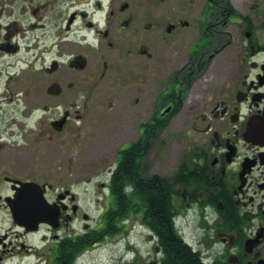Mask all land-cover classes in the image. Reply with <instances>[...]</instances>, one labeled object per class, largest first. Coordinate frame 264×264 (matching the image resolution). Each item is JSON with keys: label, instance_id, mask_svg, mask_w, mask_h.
<instances>
[{"label": "flooded vegetation", "instance_id": "flooded-vegetation-1", "mask_svg": "<svg viewBox=\"0 0 264 264\" xmlns=\"http://www.w3.org/2000/svg\"><path fill=\"white\" fill-rule=\"evenodd\" d=\"M26 3V27L0 21L7 76L0 97L14 104L0 114V264H89L88 254L121 225L122 264H264V0ZM35 50L40 74L31 61L10 71L11 59ZM108 70L117 84L98 97ZM126 71L138 81L129 105L137 138L120 141L107 181L98 182L103 197L94 203L102 217L92 224L76 187L102 174L73 170L69 175L82 181L65 186L52 181L56 172L62 178L59 171L50 176L43 164L60 161L67 144L86 142L91 151L83 153L94 156L96 110L120 101L117 90L132 81ZM18 80L26 88H12ZM179 114L191 136L186 153L168 176L148 172L149 164L160 167L162 130ZM115 132L117 141L122 131ZM130 171L141 181L138 206L108 226L114 177L129 181L125 202L136 192ZM146 179L153 181L147 186ZM18 211L36 221L18 223Z\"/></svg>", "mask_w": 264, "mask_h": 264}, {"label": "rangeland", "instance_id": "rangeland-1", "mask_svg": "<svg viewBox=\"0 0 264 264\" xmlns=\"http://www.w3.org/2000/svg\"><path fill=\"white\" fill-rule=\"evenodd\" d=\"M26 4V0H0V8L6 6L5 12L0 15V21L2 24H6L13 19H19L20 24L26 27V16L22 11ZM36 35L41 36V32L37 31L35 33V36ZM22 41L23 45L28 43V39H25V37L22 39ZM39 56L40 52L38 50L33 51V53H22L18 57L19 60H10L14 66L10 69V71L12 73L19 72L22 70V68H27V64L31 61L35 62L34 69L36 72H38V74H40L43 67V59L41 60V58H38ZM4 66L5 61L0 60V92L4 91L5 82L7 80V76L5 74H1V70L4 69ZM134 74V72H125V76H129L132 81L129 82V87L125 83V89L120 88L117 90V94L121 99L119 102H117L113 109L109 108V105V107L105 106L104 110H100L99 108L96 110L97 116L95 119V131L97 138L94 156H89V154L83 153L82 149L89 147L85 145L86 142H82L77 145L75 144L73 146L67 144L62 149L60 161L49 163L46 160V162L44 161L43 164V167L50 172V176L51 172L57 170L59 171L58 175L62 177L61 179L57 178V172L52 176V181H54L56 184L62 182L63 184L65 183L73 185L74 183L76 184L77 182L82 181L77 180L69 175V172L73 170L81 172L82 169L89 170L91 167H94L97 168L98 173L102 174L97 178V180L93 181L91 185L87 186L84 182H81L80 186L76 187V190L81 196L80 198L82 205L92 216V224L100 223L102 217L101 208L94 203L98 195L99 197H103L102 193L100 192V188H97L98 182L100 180L107 181L108 170L110 166L116 162V153L118 151L120 141L129 137H131L133 140L137 138V131L134 126V122L136 120L134 114L135 112L131 107H129V105H132L133 100L138 96V81L136 75ZM38 76L40 77L41 75ZM113 80H115V76L111 70H108L104 78V83L100 84L96 89V94L98 97L101 95L105 96L115 89L114 87L117 83H112L111 81ZM91 81L92 80L89 79V83ZM25 83L26 80H18L13 82L11 87L22 90L23 88H26ZM81 92L83 93L84 91ZM127 98H130L128 104L126 101ZM0 102V114H2L4 111L8 112L14 107V104L6 97H0ZM186 118L187 117L184 115L179 114L172 119L171 124L167 128L162 130V145L160 149L161 164L160 167H153L152 164H149V166H147V168L150 169L148 172L157 171L161 175L168 176L173 170L174 164L179 162L184 156L191 140V136H189L183 128ZM128 119L133 120V127H131L129 124ZM118 124L121 125L120 129H117ZM115 131H122V137L117 141L116 139H113L116 133ZM89 150L91 151L90 147ZM80 151H82V154L78 155ZM87 187L88 190L86 191L85 188ZM121 222L122 221L120 219L117 224H122ZM82 225V221H78L76 223V226ZM121 226L122 228L120 231H114L110 237L106 239L103 238L102 241H100V243L95 246V250L88 254L87 257L89 264H122L121 255L123 253L124 245L121 244L124 243L122 239L125 236L123 233L125 226ZM132 236L133 238L138 239L140 235L135 230H133ZM118 241L120 242L117 243ZM119 245L121 246L119 247Z\"/></svg>", "mask_w": 264, "mask_h": 264}, {"label": "trees", "instance_id": "trees-1", "mask_svg": "<svg viewBox=\"0 0 264 264\" xmlns=\"http://www.w3.org/2000/svg\"><path fill=\"white\" fill-rule=\"evenodd\" d=\"M135 146L136 145H133L129 149H127L125 151H122V152L123 153L124 152L125 153L131 152V151H133L136 148ZM122 169H123V171H124V169H127L126 162L123 163L121 161L118 171L122 173ZM128 173H129L128 175L132 177L130 182H134V185L136 186L135 187L136 192H135V194L134 193L129 194L128 197L130 198V201L129 202H125L124 201V197H123L125 195H124L123 192H124V189H125L124 187L128 188L126 184H129L128 183L129 181L127 182V177L126 176L122 177V176H120V174L116 175L114 177L113 183H112V191H113V194L115 196V208L110 209L109 212L106 213L105 217H106L108 226L110 225V226L114 227V225H117V222L120 219L122 220V218L124 216L130 215V212L132 211V209L138 206V204L136 203L137 200H138V195H139L137 193V191L140 188L138 183L141 182V181L139 180L137 172L130 171ZM144 181H145V184L148 186L150 183H152L153 180L146 179ZM161 187L162 188L168 187V183L166 181H161ZM146 197L149 198L148 195ZM153 203H154V200L152 199L151 204H153ZM114 222H115V224H114ZM101 234H102V232L101 233L100 232L99 233H95V238L99 237V239H100V235Z\"/></svg>", "mask_w": 264, "mask_h": 264}, {"label": "water", "instance_id": "water-1", "mask_svg": "<svg viewBox=\"0 0 264 264\" xmlns=\"http://www.w3.org/2000/svg\"><path fill=\"white\" fill-rule=\"evenodd\" d=\"M15 217H16V221L20 224H26V223H32L35 222L36 220H32V219H27L25 213H21V212H15ZM42 220H37V222L39 223Z\"/></svg>", "mask_w": 264, "mask_h": 264}]
</instances>
